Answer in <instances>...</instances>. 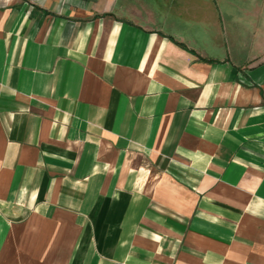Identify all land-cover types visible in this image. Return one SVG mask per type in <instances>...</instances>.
Returning <instances> with one entry per match:
<instances>
[{
    "label": "crops",
    "instance_id": "obj_1",
    "mask_svg": "<svg viewBox=\"0 0 264 264\" xmlns=\"http://www.w3.org/2000/svg\"><path fill=\"white\" fill-rule=\"evenodd\" d=\"M241 2L0 0V264H264Z\"/></svg>",
    "mask_w": 264,
    "mask_h": 264
},
{
    "label": "rangeland",
    "instance_id": "obj_2",
    "mask_svg": "<svg viewBox=\"0 0 264 264\" xmlns=\"http://www.w3.org/2000/svg\"><path fill=\"white\" fill-rule=\"evenodd\" d=\"M206 1L208 2L209 5H211L213 8L215 7V3L218 2L219 6L221 7L222 11H225V5L228 2H235L239 5H246V3H242V0H193V8H195L194 10H197L198 12L201 11V13H205L206 12ZM210 10V8L208 9ZM235 14H239L236 11H233ZM226 21H228L227 19H225Z\"/></svg>",
    "mask_w": 264,
    "mask_h": 264
}]
</instances>
